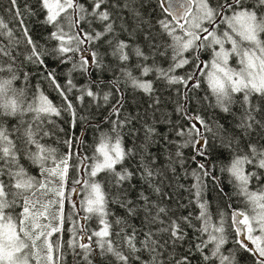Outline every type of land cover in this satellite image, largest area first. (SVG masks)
Returning a JSON list of instances; mask_svg holds the SVG:
<instances>
[{"label": "snow or ice", "instance_id": "6c2138e0", "mask_svg": "<svg viewBox=\"0 0 264 264\" xmlns=\"http://www.w3.org/2000/svg\"><path fill=\"white\" fill-rule=\"evenodd\" d=\"M39 2L46 12L44 22L55 29L50 38L58 42L54 51L61 63L73 61V55L69 54L79 52V66L86 71L90 62L85 53L89 50L82 46L94 45L115 31L112 13L105 6L109 0H91L90 8H86L80 0ZM155 3L160 10L155 23L159 26L160 39L167 37L170 40V43L166 41L163 46L166 50H171L172 63L167 69L147 65L138 67L142 76L155 71L157 78L166 81L168 85H182L184 88L183 102L178 103L176 110L188 121V125L185 127L178 124L174 129L176 136L182 138V142L176 144L175 158L183 166L185 157L182 149L191 146L194 150L195 154L191 159L197 167L192 173L196 178L192 189L195 190V200L200 209L196 218L203 222L198 231L201 236L206 233L208 237L197 244L196 249L203 253V250L212 244V256H219L220 264H232L229 257L220 255L221 247L225 243L223 223L219 226L211 224L208 204L203 198L205 184L202 177L211 175L203 163L209 156V137L205 133H211L215 137L219 129L214 131L199 112L189 107L193 99H196L197 104L201 102L190 93L201 87L200 77H204V82L211 92V97L206 96L204 99H214L215 103L211 106L218 107L224 113H230L232 106L239 104L242 116L237 127L241 132L251 136L257 128L264 130V103H261L264 102V0H215V3L213 0H155ZM11 4L16 6L17 0H11ZM114 6L119 7L118 0ZM124 7L130 9L136 19L143 23L140 13L131 6V0H126ZM16 16L19 17L23 40L26 45L31 46L27 59L36 64H44L42 57L45 53L29 34L19 11ZM93 21L101 24V30L91 28ZM84 24L89 27H83ZM4 36H7L10 42L9 47L21 43V40L13 39L14 34L8 24L0 20V37ZM145 38L151 42L150 47L155 53L166 55V50L160 51L162 45L156 42L157 38L153 36L151 28ZM113 43L112 40L108 41L110 47H113ZM9 47L0 48V56L9 57L14 63L16 53L10 51ZM128 47L127 42L116 41L112 54L118 56L121 61H128L129 55L125 51ZM201 52H209L210 59L202 60ZM135 54L145 61L149 59L139 47L135 49ZM232 60H235V66L231 63ZM91 64L101 66V58L96 52H91ZM186 65H192L191 72L185 76L174 74L176 69H182ZM126 74L131 78L134 87L148 94L153 92L151 81L134 78L131 72ZM16 79L13 74L9 79L0 80V118H20L11 130L4 127L3 120L0 119V264H41V259L46 260L47 264H59L62 256L61 245L59 241L54 242L51 238L63 231L65 223L64 204L69 197L64 189L70 168V156H57L56 150L41 144L40 139L50 135L49 131L44 130L45 118L60 116L61 109L43 93L32 102L26 103L23 99L24 90L13 86ZM48 79L66 103L63 110L75 116L73 103L67 94L74 87L71 80L68 81L70 87L65 90L57 83L54 73L50 72ZM177 91L179 93V89ZM86 94L89 97L95 95L91 90ZM109 95L110 93L104 95L105 101H108ZM121 103L118 100L112 106L114 113H119ZM25 116H30V120H25ZM127 122L129 121H114L113 131L116 132L117 128ZM222 127L220 126L221 129ZM154 132V128H148L149 136ZM186 136L187 139H183ZM220 139L222 146L233 149L236 153L225 170L233 178L238 193L252 206L253 212V215L244 211L233 212L237 235L241 234L239 225H244L247 229L246 238L242 237L237 242L246 250L258 253L262 258L260 264H264V190L249 189L252 180H261L259 170H264V144L250 139L244 154H241V140H237L234 133L222 135ZM66 143L71 145V141ZM133 154V149L123 146L122 137L117 132L114 138H101L93 157L81 158V171L88 169L87 179L74 181L81 184L85 192L82 208L87 215L81 219L88 220L95 216L99 227L90 234L84 227L78 231L75 228L70 229L72 239L68 241V247L74 249L78 246L83 250V259L88 261V264H91L88 258L93 246L101 249L102 253L111 254L117 264L139 261L142 249L158 256V249L166 248L168 241L165 240L161 244L154 238L157 233L168 234L169 239L175 243L184 240L186 236L181 219L191 226V214L181 219H169L165 224L161 214L167 215V210L141 193L145 221L149 225L159 222L161 227L156 232L149 228L143 233L144 239L139 240L137 229L133 227L131 232H127V221L118 217L114 223L121 225L120 230L113 231L114 224L109 220L112 213L108 208L107 193L96 178L100 173H106L115 179L118 186L130 180L134 173L128 168L118 171L117 165H122ZM197 157L202 159L197 160ZM141 160V178L152 187L155 178L152 167L143 162V157ZM22 161L35 165L38 175L30 174ZM246 165L253 166L257 171H246ZM212 179L217 178L213 176ZM154 190L160 192L159 187ZM131 204V201L121 202V207L127 208L128 216L137 215V209ZM254 232H259V235H253ZM114 235L120 236L121 241H114ZM77 236L80 242L77 241ZM246 240L251 241L254 247L246 243ZM138 244L140 247H137ZM156 256H153L152 264H156ZM204 259L209 260V256L205 255ZM177 264L190 262L185 256L177 261Z\"/></svg>", "mask_w": 264, "mask_h": 264}, {"label": "trees", "instance_id": "16d2710c", "mask_svg": "<svg viewBox=\"0 0 264 264\" xmlns=\"http://www.w3.org/2000/svg\"><path fill=\"white\" fill-rule=\"evenodd\" d=\"M80 2L86 8H90L91 0H80ZM118 2L119 7L114 6L117 4V0H109V3L105 5L112 13L115 31L94 45L82 46L89 50L85 55L90 63L85 71L79 66V52L69 54L73 55V61L61 63V59L54 51L58 42L50 38L51 32L55 29L44 22L46 12L39 0H17L16 6L11 4V0H0V20L8 24L14 34L13 39L21 40L18 46L11 45L9 47L10 42L7 36L0 37V48L9 47L10 51L16 53L14 63L11 58L0 56V69H2L0 70V80L9 79L15 74L17 79L13 82V86L18 90H24L23 99L26 103L32 102L40 93H43L57 108L61 109L60 116L45 118L44 130L49 131L50 135L40 139L41 144L55 149L57 156H70V168L64 189L69 197L64 204L65 223L63 231L54 234L51 238L54 242L59 241L61 245L62 256L59 264H88V261L83 259V250L78 246L74 249L68 247V241L72 239L70 229L75 228L78 231L84 227L90 234L98 229L99 222L95 216L88 220L81 219L87 215L82 208V198L85 192L83 186L74 183V181L88 178V169L85 168L81 171L83 167L81 158L93 157L101 138L104 136L114 138L117 132L122 137L123 146L126 149L134 150V154L128 157L122 165H117V170L128 168L134 175L119 186L116 185L115 179L106 173H100L96 178L107 193L108 208L112 213L109 220L114 224L113 231L119 232L120 230L121 225L114 223L118 217L127 221L125 229L127 232H131L133 227L137 229L139 240L144 239L143 233L147 232L149 228L156 232L161 227L159 222L149 225L145 221L143 201L140 199L141 193L149 197L151 202L167 210V215L161 214L165 224L169 219H181L191 214V226L181 219L186 233L184 240L173 243L168 234L157 233L154 238L161 244L167 240V247L158 249V256L142 249L141 259L134 260L132 264H152L153 256H156V264H177V261L182 260L185 256L188 257L190 264H220V257L212 256L214 245L209 244L203 253L196 249V245L202 240H207L208 237L206 233L201 236L198 231L203 222L196 218L200 209L195 200V190L192 189V185L196 183V178L192 173L197 167L191 159L195 154L194 150L191 146L182 149L185 157L183 166L175 158L176 144L181 143L182 138L176 136L174 129L178 124L185 127L188 125V121L184 120L181 113L176 110L178 103L183 102L184 88L182 85H168L166 81L157 78L155 71H150L147 76H142L141 69L138 67L147 65L152 68L167 69L172 63L171 50H166L163 46L166 41L170 43V40L167 37H164L163 40L160 39L159 26L155 23L160 10L156 6L155 0H131V6L143 18L141 24L134 13L124 7L126 0H118ZM17 11L29 29V34L45 53L42 57L44 64H36L27 59L31 46L26 45L23 40L19 17L16 16ZM83 27L88 28L89 26L84 24ZM91 28L101 30V24L93 21ZM150 28L153 36L157 38L156 42L162 45L160 51L166 50V55L160 56L151 49V42L145 38ZM109 40L114 41L113 47L116 41L127 42L129 47L125 51L129 55L128 61H121L118 56L112 54L113 47L109 46ZM137 47L149 57L147 61L136 56L135 49ZM91 52H96L101 58L100 67L91 64ZM207 54L209 53L201 52L200 58L206 61ZM191 71L192 65H186L182 69H176L174 74L185 76ZM50 72L54 73L57 83L62 85L65 90L70 87L68 81L71 80L74 87L67 94L73 103L75 116L71 112L63 110L66 103L48 79ZM127 72H131L132 77L139 80L151 81L153 92L148 94L134 87L131 78L126 74ZM200 79L201 87L194 89L190 95L194 94L201 102L197 104L196 99H193L189 107L199 112L214 131L219 129L215 137L211 133H205L209 137V156L207 160H203V163L211 175L202 177V179L205 184L203 198L208 204L210 222L214 226H219L222 222L224 227L225 243L221 247L220 255L229 257L232 264H260L261 259L256 253L246 250L237 242L239 238L233 224V212L250 213L252 208L247 199L238 193L233 178L225 170L236 153L233 149L222 146L220 137L233 133L237 140H241L243 137L241 154H244V149L250 139L264 144V130L257 128L251 133V136L243 134L237 127L242 116L239 104H234L230 113H224L218 107L211 106L215 101L214 99H204L206 96L211 97V92L207 83L204 82V77H200ZM177 89H179V93ZM88 90L94 92V97L87 96ZM109 93V99L105 101L103 97ZM118 100L122 102L119 105L120 111L114 113L112 106ZM254 102L256 101L254 100ZM30 118V116L24 117L25 120H30ZM0 119L3 120L4 127L11 130L18 124L20 118ZM49 120L51 123H48ZM117 120L129 122L114 132L113 122ZM220 126H223L222 129ZM148 128L155 129V132L150 136ZM183 139H187V136ZM66 141H71V145L69 146ZM142 157L144 158L143 162L152 167L155 177L152 187L141 178L139 168ZM201 159L197 157V160ZM22 162L30 174L38 175L35 165H31L27 161ZM245 169L246 171H257L251 165H246ZM259 171L261 180H252L249 185L250 190L260 191L261 185L258 183L264 181V170ZM213 176L217 179L213 180ZM155 187H159V193L154 190ZM73 189L79 191H73ZM128 201H131V206L137 209V215L128 216L127 208L121 207V202ZM77 209H79L78 212ZM153 214H155V209H153ZM112 239L117 242L121 241L120 236L114 235ZM77 241L80 242L79 236H77ZM137 247L140 245L138 244ZM205 255L209 256V260L205 261ZM88 259L91 264H117L111 254L102 253L101 249L95 246H93Z\"/></svg>", "mask_w": 264, "mask_h": 264}, {"label": "rangeland", "instance_id": "374dc122", "mask_svg": "<svg viewBox=\"0 0 264 264\" xmlns=\"http://www.w3.org/2000/svg\"><path fill=\"white\" fill-rule=\"evenodd\" d=\"M222 30H223V26H222ZM209 53V52H208ZM208 56H207V59H206V61L207 60H209L210 59V53L209 54H207ZM231 63L233 64V66H235V60H232L231 61ZM259 185H261V188H260V191L261 190H264V181L263 182H260V183H258ZM251 191H256V190H251ZM85 196V195H84ZM84 196H83V198H84ZM83 198H82V200H83ZM251 208H252V206H250ZM248 215H253V212H250V213H247ZM235 228L237 229V226L235 225ZM239 228L241 229V234L240 235H238V238H239V240L242 238V237H245L246 238V236H247V229L244 227V225H239ZM236 233H237V230H236ZM253 235H259V232H254L253 233ZM246 243H248L251 247H254V245H251V241H247L246 240ZM257 255H258V253H256ZM43 255V254H42ZM258 257H259V255H258ZM260 259H262L261 257H259ZM41 264H47V262H46V260H44V259H41Z\"/></svg>", "mask_w": 264, "mask_h": 264}]
</instances>
